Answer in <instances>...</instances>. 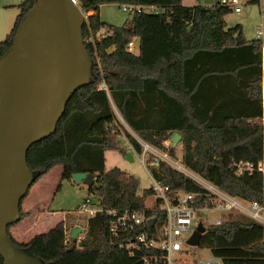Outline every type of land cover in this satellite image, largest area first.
<instances>
[{
  "label": "trees",
  "instance_id": "1",
  "mask_svg": "<svg viewBox=\"0 0 264 264\" xmlns=\"http://www.w3.org/2000/svg\"><path fill=\"white\" fill-rule=\"evenodd\" d=\"M32 1L17 4L12 25L0 39V54L9 46ZM111 1L139 8L131 6L128 21L112 25L97 13L99 4ZM77 4L85 11H94L86 16L90 30L104 31L93 45L83 42L92 61L91 76L70 94L54 130L28 146L25 160L33 171L31 184L55 164L61 166V178L70 179L74 171L93 174L94 185L87 189L103 210L87 219L85 235L79 241L81 249L95 253L90 264H139L109 242L103 212L107 208H142L150 193L148 187L137 191L134 174L118 166L105 168V150L127 151L120 140L122 133L133 150L140 152L139 143L121 120L156 147H163L162 140L178 131L184 166L231 195L263 202V173L254 169L236 174L229 167L231 160L255 163L264 157V101L259 89L262 40L245 39L239 23L227 27L223 16L231 8L219 0L190 5L181 0H78ZM143 5L152 8L147 10ZM86 34L83 22L82 38ZM135 35L138 44L133 53L125 45ZM99 82L106 89L97 87ZM167 154L174 155L171 144ZM149 172L171 189L197 192V204H210V196L199 183L164 160L150 166ZM21 199L17 221L28 214L20 207ZM154 215L161 222L160 214ZM9 225L7 233L15 243L49 264H60L59 258L63 256L65 261V253L74 249V237L59 249L54 246L55 238L17 242L8 231ZM63 225L59 220L53 227L60 230L59 240ZM202 233L198 244L219 256L222 264H264L262 228L253 218L231 214L209 224Z\"/></svg>",
  "mask_w": 264,
  "mask_h": 264
},
{
  "label": "water",
  "instance_id": "2",
  "mask_svg": "<svg viewBox=\"0 0 264 264\" xmlns=\"http://www.w3.org/2000/svg\"><path fill=\"white\" fill-rule=\"evenodd\" d=\"M83 22V12L73 0H33L9 46L0 54L2 264H49L15 243L7 225L19 219V200L33 180V171L25 160L28 146L54 130L70 94L91 76L92 61L81 35ZM179 136L177 131L172 132L171 146ZM124 157L130 159V151ZM70 178L75 183L94 185L91 172L74 171ZM152 220L148 218L149 223ZM203 230L198 222L187 242L198 244ZM68 232L75 237L84 232V227L74 224Z\"/></svg>",
  "mask_w": 264,
  "mask_h": 264
},
{
  "label": "built area",
  "instance_id": "3",
  "mask_svg": "<svg viewBox=\"0 0 264 264\" xmlns=\"http://www.w3.org/2000/svg\"><path fill=\"white\" fill-rule=\"evenodd\" d=\"M244 1L247 0H219L221 4L229 6L231 10L235 12L240 10V4ZM73 2L77 3L75 0H73ZM131 6L139 8V5L121 4V7L127 9ZM142 7L145 9L148 7L152 8L150 5H143ZM260 8L264 9V2L261 3ZM81 10L84 16V23L87 26V34L82 40L83 42H90L93 45L94 39L103 35L104 31L103 29H97L95 31L90 30L86 20L88 11ZM259 34L260 30H256V37L260 38L258 36ZM260 39L262 40V43L260 47L259 89L261 101L263 102L264 39ZM137 42L138 37L136 35L132 36L126 42L125 49L131 52L133 49L137 51ZM94 61L97 67H99L98 55L95 52ZM97 87L106 89V85L103 82H99ZM261 123L262 133L264 134L263 117L261 118ZM136 140L140 145V160L150 178V185L148 187L150 193L148 195L151 198V203H144V207L131 210L127 208L104 209L103 212L107 216V233L109 236V242L112 245L125 250L126 253L133 257L135 259L134 261L139 264H222L221 258L212 254L208 258H198L197 261H189L182 257L183 251L186 250L181 246L182 241L188 245H195L188 243L187 239L198 222L203 224L198 217L202 211H204V215L206 216V227L209 224L219 223L224 218V216L221 215L223 213H243L261 224L262 238L264 239V201L258 202L255 199L246 200L231 195L213 183L203 179L198 174L186 171L189 177L199 183L205 189L204 193L211 198L210 204H207L205 201L201 204H197V192L171 189L166 183L154 178L149 172V167L156 165V160L155 158L154 160L153 158L148 160V154L146 153L152 152L154 155L160 157L161 160L169 158L167 154V148L170 144L169 137L162 140V151L141 138ZM175 164L176 168L183 169L179 164ZM229 167L233 169L236 174H240L244 171L250 172L254 169L263 172L264 157H261L255 163L242 159L236 161L231 160ZM215 209L218 210L219 215L208 218L206 215L207 211H214ZM77 210L85 217L83 224L76 223L82 226L86 224L89 217L94 215L96 211L103 210V208L101 205L94 203L86 196L79 203ZM156 212L162 217L161 222H158V218L156 220L154 215ZM150 217L153 218L151 223L148 222V218ZM206 227H204V230ZM68 231L69 227H63V243H67L71 237ZM84 232L77 233L74 237L75 246L81 247L79 241L84 236Z\"/></svg>",
  "mask_w": 264,
  "mask_h": 264
},
{
  "label": "rangeland",
  "instance_id": "4",
  "mask_svg": "<svg viewBox=\"0 0 264 264\" xmlns=\"http://www.w3.org/2000/svg\"><path fill=\"white\" fill-rule=\"evenodd\" d=\"M21 0H0V39L4 37L6 32L12 25L14 16L18 12L17 4ZM201 0H198L200 2ZM183 4L185 3H195V0H182ZM197 2V1H196ZM264 0H247L240 4V10L235 12L230 10L225 13L223 18L225 21V25L227 27H231L236 23L241 25L242 36L245 39H250L256 37V30H260V36L264 39V9L260 8L261 3ZM147 10L151 8H146ZM97 13L99 18L109 24L112 25H120L122 23H126L130 18V13L127 8H123L119 5V3L111 1V2H103L98 5ZM89 14V13H87ZM135 52V49L132 50ZM123 127L126 131H128L135 139L140 138L136 133H134L126 124L121 120ZM120 140L122 145L129 144L126 140L124 134L120 135ZM264 144V140H263ZM131 150L127 149V151L131 152V158H125L124 154H121L117 150H106L105 151V160L104 165L105 168H109L111 166H118L119 168L124 169L127 172L134 174L138 178V188L137 191L141 192L143 188H147L150 185L149 175L142 164L140 158L141 155L139 152L133 150L131 145L129 144ZM159 150H163L162 147H157ZM147 159L150 160L155 158L156 161L161 160L160 157L154 155L152 152H147ZM180 139L174 145V155H169L170 158H165V162L170 166L176 168V164H179L183 169L176 168L189 176L186 171L189 173H195L192 170L188 169L180 160ZM163 160V159H162ZM172 160V161H171ZM175 163H174V162ZM61 166L56 164L51 166L44 174L40 175L29 187L22 198L20 203V207L24 210H27L30 202L32 201H41V197L45 199L47 198L48 208L53 209V216L45 213H40L37 210L36 213L33 214V210L27 219L24 217L21 218L22 221H18L17 225L13 227H8V231H10L11 235L14 237L17 242H25L28 239L32 240H52L55 238V248L59 249L62 245H65L62 240L57 239L60 230H54L53 227L55 224L61 219L63 220L65 228L68 226L74 225L76 223L83 224L84 215L78 212L77 207L79 203L84 199V197H89L91 201L95 200L94 193L87 189V185L79 182L75 183L73 180L61 178L60 171ZM263 196H264V167H263ZM36 190H33L36 184ZM45 185V186H44ZM45 188H48L45 190ZM49 190V194H48ZM41 198V199H40ZM145 204L151 203V198L149 195L145 197ZM237 212H227L223 213L224 217L236 214ZM61 215L64 216V219L59 218ZM208 218H212L214 216L219 215L218 210L207 211L206 213ZM199 219L203 222L204 227H206L207 220L204 215V211L200 213L198 216ZM16 223V222H15ZM14 224V223H13ZM12 225V224H11ZM9 225V226H11ZM84 227V225H82ZM62 227V228H63ZM16 229L21 232V235L16 234ZM85 235V233H84ZM184 236V235H183ZM181 246L186 249L183 251L182 257L186 258L189 261H197L198 258H208L211 256V252L208 247L200 246L199 244L188 245L183 241L181 242ZM51 250V249H50ZM95 253L93 251H86L74 245V249L69 250L65 253L64 257L67 264H90L92 259L94 258ZM65 262V264H66Z\"/></svg>",
  "mask_w": 264,
  "mask_h": 264
},
{
  "label": "crops",
  "instance_id": "5",
  "mask_svg": "<svg viewBox=\"0 0 264 264\" xmlns=\"http://www.w3.org/2000/svg\"><path fill=\"white\" fill-rule=\"evenodd\" d=\"M182 1V0H181ZM196 1L198 2V0H195V3H196ZM215 1H217V0H201L199 3H202V4H211V3H213V2H215ZM186 5H190V4H193V3H185ZM94 11L93 10H89L88 11V13H93ZM261 33V32H260ZM260 37V36H259ZM261 38V37H260ZM263 39V38H262ZM134 53H136V51L134 52ZM129 127V126H128ZM130 128V127H129ZM131 129V128H130ZM132 130V129H131ZM178 132V131H177ZM179 133V132H178ZM180 135V134H179ZM180 137V136H179ZM126 146H127V149H129V150H131V148H130V146H129V144H127L126 143ZM106 151V150H105ZM105 151H104V155H105ZM131 153V152H130ZM181 155V154H180ZM104 158H105V156H104ZM56 165V164H55ZM61 168V167H60ZM37 185H39L38 183L34 186V188H32L33 190H36V187H37ZM45 186V185H44ZM48 188H45V190H47ZM48 194H49V190H48ZM49 196V195H48ZM48 196H47V198H48ZM42 198V199H41ZM40 199H41V201L39 200V201H32V202H30V204H29V206H28V208H27V210H24V209H22V210H24V211H27L28 212V214H26L25 216H24V218L25 219H27L28 218V216L30 215V213H31V211L33 210V214L34 213H36L37 212V210L36 209H38V211L40 212V213H45V214H49L50 216L52 215L53 216V212H54V210L53 209H49L47 206H48V203H47V198L45 197V199L43 198V197H41ZM22 200H24V199H21V201ZM20 201V203H22ZM23 218V217H22ZM59 218H62V219H64V216L63 215H61ZM61 220V219H60ZM20 221H22L21 219H20ZM18 222V221H17ZM17 222L16 223H14V224H12L11 226H9V228L10 227H13L14 225L16 226L17 225ZM64 226V225H63ZM8 228V229H9ZM9 233H10V231H9ZM16 234L17 235H21V232H19V230L18 229H16ZM10 235H11V233H10ZM12 236V235H11ZM13 237V236H12ZM14 238V237H13ZM15 240V239H14ZM17 241V240H16ZM19 242V241H18ZM48 246V245H47ZM49 253H52V252H49ZM63 262H65L64 260H63V256H61L60 258H59V263L60 264H64Z\"/></svg>",
  "mask_w": 264,
  "mask_h": 264
},
{
  "label": "bare ground",
  "instance_id": "6",
  "mask_svg": "<svg viewBox=\"0 0 264 264\" xmlns=\"http://www.w3.org/2000/svg\"><path fill=\"white\" fill-rule=\"evenodd\" d=\"M203 234V233H202Z\"/></svg>",
  "mask_w": 264,
  "mask_h": 264
}]
</instances>
